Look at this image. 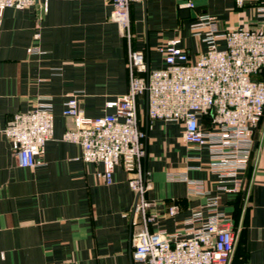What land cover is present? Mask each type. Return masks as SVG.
Instances as JSON below:
<instances>
[{"label":"crops","instance_id":"1","mask_svg":"<svg viewBox=\"0 0 264 264\" xmlns=\"http://www.w3.org/2000/svg\"><path fill=\"white\" fill-rule=\"evenodd\" d=\"M185 1L132 3L125 33L110 18V0H49L47 11L40 3L4 11L0 122L48 103L54 135L45 145L44 164L33 170L18 164L11 142L0 136V264H136L133 239L146 217L155 216L152 232L183 233L195 210L209 213L208 196L219 197V209L232 217L238 233L231 264H264V114L241 173L242 188L230 192L210 169L208 148L186 143L181 122L149 119L146 97H139V125L146 134L141 169L149 186L142 197L151 203L140 211L131 172L118 165L107 184L103 165L79 159L80 146L62 139L74 126L63 114L73 93L80 92L89 117L114 112L107 103L129 90L133 51L143 50L153 70L165 65L158 47L172 38L182 39L191 59L206 48L191 29L202 14L216 16L221 31L262 24L255 3L239 8L235 0H192L191 8ZM33 46L40 52L29 51ZM200 123L211 128L209 115ZM182 173L202 180L205 193L191 194L186 181L172 178ZM173 205L178 211L170 215Z\"/></svg>","mask_w":264,"mask_h":264},{"label":"built area","instance_id":"2","mask_svg":"<svg viewBox=\"0 0 264 264\" xmlns=\"http://www.w3.org/2000/svg\"><path fill=\"white\" fill-rule=\"evenodd\" d=\"M112 21L122 33L130 24V6L142 0H110ZM256 2L258 28L236 27L221 31L216 16L202 14L192 24V32L206 48L195 59L175 37L158 47L165 65L150 70L143 50L133 51V70L129 90L107 103L114 112L89 117L81 104L80 92L66 100L63 114L72 118L74 126L62 139L80 146L78 156L85 162L101 163L100 173L107 184L113 182L116 166L122 165L133 174L130 184L137 191L136 211L150 206L143 200L149 187L141 169L145 155V132L139 125L138 98L148 95L147 116L151 120L183 123V140L188 144L206 146L209 167L223 182L226 191H239L254 147V130L264 114V0H235L241 8ZM40 3L44 11L49 0H0L1 18L7 8L25 9ZM193 8L187 0L182 4ZM39 37V34H36ZM223 38L224 45L220 44ZM29 51L40 52L39 46ZM209 115L211 128L201 126L202 115ZM12 144L18 164L36 169L44 164L42 154L54 135V113L51 104H41L14 114L4 125L0 136ZM188 183L191 194H204L202 180L190 179L186 173L173 176ZM218 196H208L205 207L195 210L186 220L182 233L152 232L145 218L142 229L135 233L132 258L136 264H231L238 241L233 219L219 209ZM178 206L169 208L176 214ZM4 254L0 250V257Z\"/></svg>","mask_w":264,"mask_h":264},{"label":"water","instance_id":"3","mask_svg":"<svg viewBox=\"0 0 264 264\" xmlns=\"http://www.w3.org/2000/svg\"><path fill=\"white\" fill-rule=\"evenodd\" d=\"M146 111H148V95H147V100H146Z\"/></svg>","mask_w":264,"mask_h":264},{"label":"trees","instance_id":"4","mask_svg":"<svg viewBox=\"0 0 264 264\" xmlns=\"http://www.w3.org/2000/svg\"><path fill=\"white\" fill-rule=\"evenodd\" d=\"M251 3H255V4H257L256 2H251ZM248 4V3H247ZM144 97H146V95H144ZM210 117V116H209ZM236 250V249H235ZM234 256H235V251H234Z\"/></svg>","mask_w":264,"mask_h":264},{"label":"rangeland","instance_id":"5","mask_svg":"<svg viewBox=\"0 0 264 264\" xmlns=\"http://www.w3.org/2000/svg\"><path fill=\"white\" fill-rule=\"evenodd\" d=\"M143 132H145V130L144 129H141Z\"/></svg>","mask_w":264,"mask_h":264}]
</instances>
